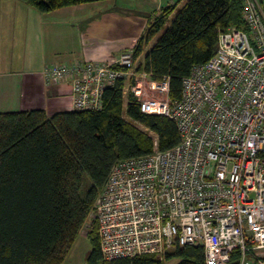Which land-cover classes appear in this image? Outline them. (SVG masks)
<instances>
[{"label": "built area", "instance_id": "2783aa9c", "mask_svg": "<svg viewBox=\"0 0 264 264\" xmlns=\"http://www.w3.org/2000/svg\"><path fill=\"white\" fill-rule=\"evenodd\" d=\"M240 2L246 30L218 33L177 100L168 77L135 73V38L113 62L43 68L46 84L69 85L75 110L100 109L103 89L122 79L125 102L176 126L173 148L158 150L151 134L152 153L111 167L91 215L105 261L198 246L204 264H264V0Z\"/></svg>", "mask_w": 264, "mask_h": 264}, {"label": "trees", "instance_id": "16d2710c", "mask_svg": "<svg viewBox=\"0 0 264 264\" xmlns=\"http://www.w3.org/2000/svg\"><path fill=\"white\" fill-rule=\"evenodd\" d=\"M41 14L105 0H18ZM177 0L156 11L132 50L135 60L155 38L135 73L169 79V97L180 98L181 79L215 53L218 33L246 30L240 0ZM118 79L102 92L98 110L46 115L42 109L0 111V264H63L87 222L113 164L176 146L172 120L142 114ZM141 125L145 130L138 129ZM153 137H152V135ZM88 182L85 188L84 183ZM86 264H204L200 247L105 261L96 224L86 235Z\"/></svg>", "mask_w": 264, "mask_h": 264}, {"label": "crops", "instance_id": "0c3cea01", "mask_svg": "<svg viewBox=\"0 0 264 264\" xmlns=\"http://www.w3.org/2000/svg\"><path fill=\"white\" fill-rule=\"evenodd\" d=\"M176 1L105 0L41 14L18 0H0V111L42 109L49 116L73 110L69 85L46 84L43 68L115 61L156 11Z\"/></svg>", "mask_w": 264, "mask_h": 264}, {"label": "rangeland", "instance_id": "374dc122", "mask_svg": "<svg viewBox=\"0 0 264 264\" xmlns=\"http://www.w3.org/2000/svg\"><path fill=\"white\" fill-rule=\"evenodd\" d=\"M149 45H150V43L148 44V46ZM84 186H85V188H87L88 182L85 181ZM98 196H99V194H98ZM98 196H97V198H98ZM97 198H96L95 202L93 203V207H92L91 211L89 212L87 222L85 223L83 229L80 231L77 239L75 240V242H74L67 258H66V260H67L66 264H86V258L88 256V253L90 250L89 241H88L86 235L89 231L88 228H89L90 224L91 223L94 224V221L91 218V215L95 211ZM170 253H172V252H170ZM177 262H178V258L171 257L170 259L163 261L162 264H176Z\"/></svg>", "mask_w": 264, "mask_h": 264}]
</instances>
